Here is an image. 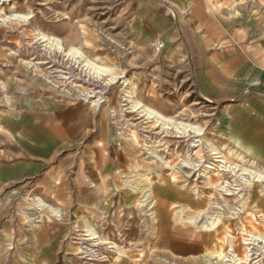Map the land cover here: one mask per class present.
I'll list each match as a JSON object with an SVG mask.
<instances>
[{
	"label": "rangeland",
	"instance_id": "1",
	"mask_svg": "<svg viewBox=\"0 0 264 264\" xmlns=\"http://www.w3.org/2000/svg\"><path fill=\"white\" fill-rule=\"evenodd\" d=\"M119 12L114 0H0V111L24 99L82 104L94 130L81 156L112 161L103 164L112 179L99 221L71 229L83 260L109 264L134 252L144 264H264V167L213 137L216 111L188 72L161 52L133 50ZM167 179L198 200L192 213L179 209L188 214L178 230L218 235L211 254L158 244L156 191ZM33 198H21L23 214Z\"/></svg>",
	"mask_w": 264,
	"mask_h": 264
},
{
	"label": "crops",
	"instance_id": "2",
	"mask_svg": "<svg viewBox=\"0 0 264 264\" xmlns=\"http://www.w3.org/2000/svg\"><path fill=\"white\" fill-rule=\"evenodd\" d=\"M114 1L126 34L137 41L132 49L154 51L151 43L161 39L163 60L186 70L197 98L216 111L213 137L264 167V0ZM88 114L82 104L49 99H24L0 111V264H89L71 229L99 221L101 197L111 190L103 182L112 179L103 164L112 161L81 156L83 136L94 130ZM159 187L158 244L211 254L218 235L207 240L203 231L178 230L198 207L195 195L171 179ZM23 195L41 201L31 202L30 214H23ZM180 208L188 213L179 215ZM109 264L144 261L126 252Z\"/></svg>",
	"mask_w": 264,
	"mask_h": 264
},
{
	"label": "built area",
	"instance_id": "3",
	"mask_svg": "<svg viewBox=\"0 0 264 264\" xmlns=\"http://www.w3.org/2000/svg\"><path fill=\"white\" fill-rule=\"evenodd\" d=\"M164 46V42L161 40V39H158V40H155V41H153L152 43H151V47H152V49L154 50V51H156V52H159L160 51V49L162 48ZM262 70H263V72H264V65L262 66ZM96 250L94 249L93 250V258H96L95 257V255L97 256V254H99V252H95Z\"/></svg>",
	"mask_w": 264,
	"mask_h": 264
},
{
	"label": "bare ground",
	"instance_id": "4",
	"mask_svg": "<svg viewBox=\"0 0 264 264\" xmlns=\"http://www.w3.org/2000/svg\"><path fill=\"white\" fill-rule=\"evenodd\" d=\"M55 45H57V46H60V44H59V42L57 41V43L55 44ZM93 94V93H92ZM89 96V95H88ZM99 100L100 99H96L95 101H96V103H94L93 105H95L96 107H98L97 105H99ZM183 128H185V127H183ZM185 130V129H184ZM183 130V131H184ZM151 142V141H150ZM218 157V159L216 160V161H218V163H221V162H223V159L221 158V156H217ZM220 165V164H219ZM223 165V164H222ZM208 172V171H207ZM262 178V177H261ZM261 178H259V179H261ZM257 180H258V178H256ZM253 239V238H252ZM255 240V239H254ZM255 242V241H254ZM253 253V252H252ZM250 255V254H249Z\"/></svg>",
	"mask_w": 264,
	"mask_h": 264
}]
</instances>
